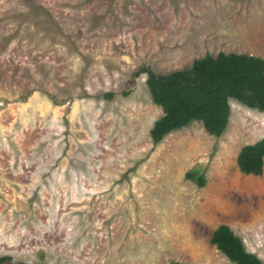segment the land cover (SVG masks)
I'll use <instances>...</instances> for the list:
<instances>
[{
  "label": "rangeland",
  "instance_id": "obj_1",
  "mask_svg": "<svg viewBox=\"0 0 264 264\" xmlns=\"http://www.w3.org/2000/svg\"><path fill=\"white\" fill-rule=\"evenodd\" d=\"M220 52L264 58V0H0V264H237L221 225L264 262V112L150 134L142 69Z\"/></svg>",
  "mask_w": 264,
  "mask_h": 264
},
{
  "label": "trees",
  "instance_id": "obj_2",
  "mask_svg": "<svg viewBox=\"0 0 264 264\" xmlns=\"http://www.w3.org/2000/svg\"><path fill=\"white\" fill-rule=\"evenodd\" d=\"M148 75L147 85L155 105L163 110L151 130L154 143H160L174 131L201 122L210 135L220 137L231 117V100L264 112V58L237 53L206 54L186 69L158 74L143 68ZM109 93L106 96L112 97ZM237 163L241 172L260 175L264 166V138L243 147ZM194 174L188 178L195 179ZM199 186L205 180L197 179ZM211 243L237 264H264L246 251L241 239L228 225L213 233ZM8 258H3L2 261ZM26 264V263H16ZM171 264H180L173 262Z\"/></svg>",
  "mask_w": 264,
  "mask_h": 264
}]
</instances>
